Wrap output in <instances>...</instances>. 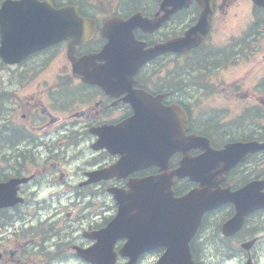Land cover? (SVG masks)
Wrapping results in <instances>:
<instances>
[{
	"label": "flooded vegetation",
	"instance_id": "af4514ba",
	"mask_svg": "<svg viewBox=\"0 0 264 264\" xmlns=\"http://www.w3.org/2000/svg\"><path fill=\"white\" fill-rule=\"evenodd\" d=\"M161 1L0 0V14H4L5 20L10 21L13 17L9 14L17 13L19 25L22 24L20 32L29 35V44L34 45L38 40L43 44L17 64L9 65L0 57V127L6 128L0 133V180L29 176L20 184L25 203L0 208V264H90L77 250L94 243L91 235L104 227L115 211L116 206L111 202V212L105 215L107 189H127L130 179L160 172L159 166L151 165L121 178L97 179L89 175L120 158V154L95 148L97 131L104 125L121 123L133 114L127 99H133L135 89L159 96V106L163 108L173 104L184 108L189 116L187 133L205 137L213 147H219V142L225 139L236 140L251 133L249 127L244 130L226 122L231 114L227 108L214 112L186 106L192 99L195 103L199 100L201 87L194 78L207 70L206 67L202 70L207 63L219 68L216 78L241 61L250 62L247 74L259 72L263 73L259 77L264 76V16L257 31L240 30L239 38L232 41L214 36L217 28L238 17L236 0H213L209 31L202 42L188 50L165 53L147 61L137 70L131 84L122 78L121 71L103 69L105 57L100 50L107 42L106 35L115 29L114 20L126 19L135 12L157 19L162 14ZM243 1L251 3V0ZM255 10L250 6V12ZM59 13H76L93 21L82 23L81 27L90 29L92 36L75 44L72 53H69L73 45L71 37L53 40V34L57 37L53 24ZM199 14L200 9L192 2L152 31L135 29L133 34L149 47L184 35ZM34 34L40 39L36 40ZM96 53L99 55L95 56ZM72 59L81 64L74 67ZM177 62L192 70L186 75L189 78L179 79L182 82L179 88L164 86V80L158 78L169 74L170 64L174 66ZM87 76L100 78L94 82L85 80ZM157 82L162 84L156 85ZM224 88L219 87L218 91ZM228 90L237 101L249 96L255 100L246 110L257 112H249L247 117L253 120L252 130L257 136L253 138H261L262 133L255 129L258 130L256 125L264 124V86L248 89L232 84ZM201 153L200 149L191 150L192 155ZM172 157L176 165L168 163L162 172L174 169L182 153ZM254 159L262 166L252 163ZM247 163L256 169L249 177H233L228 173L221 186L235 189L249 179L264 178V151L249 158ZM175 180V184H183L176 195L198 186L187 177ZM228 208L226 218L234 213L233 205ZM219 210L204 214L200 231L190 244L195 264H264L260 262L263 252L259 246L264 240V209L249 214L240 230L231 236L222 234V220L219 225L216 222ZM245 243H250L247 248ZM118 244L120 241L115 247Z\"/></svg>",
	"mask_w": 264,
	"mask_h": 264
},
{
	"label": "water",
	"instance_id": "95a60500",
	"mask_svg": "<svg viewBox=\"0 0 264 264\" xmlns=\"http://www.w3.org/2000/svg\"><path fill=\"white\" fill-rule=\"evenodd\" d=\"M189 0H166V3L173 4L175 10L184 6ZM200 5L202 12L193 32L198 28H201L203 21L209 13V0H196ZM257 4L264 6V0H255ZM130 23V22H129ZM129 23L122 27L123 32L130 27ZM190 37L187 36L183 42L187 41ZM125 50L117 52L122 58L124 57ZM125 61H122L123 64ZM199 140L191 139L185 144V151L188 148L196 146ZM164 147L169 144L170 150H177L178 144L175 140L163 141ZM166 145V146H165ZM205 148V159L198 161H187L181 169L175 171L178 175L191 174L195 179L199 180L201 185L200 189L192 190L186 196L179 199L171 198L170 190V177L162 174L153 178L144 179L141 181H132L129 185L132 187L128 192L112 190L114 197L118 203V213L108 224L104 231H102L99 237L102 240L100 245L105 246V264H113L115 254L111 247L116 238L127 237V241L120 249V254L128 256L129 260L124 264H134L137 256L144 250L154 248L157 246H165L167 250L161 255L156 264H192L188 248L187 241L191 232L188 231L193 228L194 224L199 221L201 212L213 206V199H216L218 195L211 189L213 186L212 179L209 180L206 174L207 169L210 167V159L217 161H226L227 166L234 164L237 157H232L235 152L244 154L248 151H254L260 148H264V142L260 144H228L223 150L214 152L207 146ZM213 152V153H212ZM161 154L155 155L153 153L152 158H159ZM129 158V160H133ZM162 158V156L160 157ZM199 158H202L200 156ZM162 165V163H160ZM121 162L109 170L104 171L108 176L120 171ZM108 172V173H107ZM120 174V173H119ZM137 185V186H136ZM150 196L152 198V216H150V222L154 226L156 232L148 238L143 239L136 245V237L134 233L144 234L146 229V215L145 211H142V200L140 198H146ZM12 194H9V198ZM11 204V203H9ZM194 224L189 221L194 218ZM231 225V224H230ZM228 225V227L230 226ZM150 227V226H149ZM230 229V227H229ZM138 230V231H137ZM146 236V234H144ZM99 244V243H98ZM98 244L95 246V254L98 257L99 252ZM185 256V258H184ZM98 262V260L96 261Z\"/></svg>",
	"mask_w": 264,
	"mask_h": 264
},
{
	"label": "rangeland",
	"instance_id": "374dc122",
	"mask_svg": "<svg viewBox=\"0 0 264 264\" xmlns=\"http://www.w3.org/2000/svg\"><path fill=\"white\" fill-rule=\"evenodd\" d=\"M239 8V15L237 18L228 20L227 23L225 24V26L219 27L222 36H224L226 33L228 32H233L235 35L237 34V30L243 25V22L245 21H253L251 19V14L249 12L248 9V3L243 1V0H239L236 2V4ZM219 29H218V36L220 37L221 34L219 35ZM255 30H257V28H255ZM250 65V62L248 61H241L239 62L236 66H230L228 70L222 71L219 74V77L216 78V75L218 74V71L213 75L212 79L210 80L209 84L211 87H207V86H201V89L199 91H205L207 89H211L214 90L217 87V92L212 95V96H205L203 98V101H198L197 107L198 108H202L203 110H209L211 109L212 111H216V110H220V109H225L227 108L228 112L229 110L231 111V113L236 112L237 110H239V108L243 107V105L246 104H253L255 102V100L249 96L246 99H241L242 102L235 100L236 98H231L230 97V93L228 90V85H232L235 84L237 85L239 88H251L252 84L254 83H250L253 80H255L257 78V72H246L248 66ZM174 69V68H173ZM182 72V71H179ZM245 76V78H244ZM188 76H180L179 79H188ZM190 80V79H189ZM194 80L196 81V79L194 78ZM182 82L180 81H175V84L178 85L177 87L179 88V84H181ZM224 89L219 90V87H224ZM218 92L224 93L226 95L225 99V95L224 94H220ZM192 105L195 104V102L193 101L191 103ZM234 117V116H233ZM239 118V117H238ZM240 119V123H238V121L235 119L232 120L231 125L235 126V125H239V124H243L242 123V119ZM244 130H247V128L245 127ZM8 149H12L11 147H8ZM106 203H107V208L110 207L111 204V198L106 196ZM106 208V206H105ZM106 210V209H104ZM107 212H110V210L105 212V215L107 214ZM219 216V215H218ZM217 216V217H218ZM259 246L262 249L263 252V257L261 258L260 262L264 261V240L259 244ZM155 255L154 254H150L148 255L146 258H144L141 262V264H151L152 262H154L155 259Z\"/></svg>",
	"mask_w": 264,
	"mask_h": 264
}]
</instances>
